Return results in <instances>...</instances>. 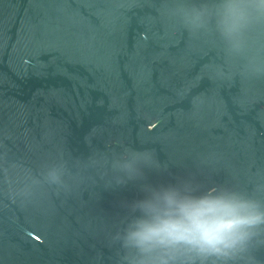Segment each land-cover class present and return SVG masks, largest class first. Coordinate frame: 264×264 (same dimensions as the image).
Instances as JSON below:
<instances>
[{
	"label": "water",
	"instance_id": "obj_1",
	"mask_svg": "<svg viewBox=\"0 0 264 264\" xmlns=\"http://www.w3.org/2000/svg\"><path fill=\"white\" fill-rule=\"evenodd\" d=\"M172 185L264 202V20L0 0V264H122L132 204ZM227 264H264V229Z\"/></svg>",
	"mask_w": 264,
	"mask_h": 264
},
{
	"label": "clouds",
	"instance_id": "obj_2",
	"mask_svg": "<svg viewBox=\"0 0 264 264\" xmlns=\"http://www.w3.org/2000/svg\"><path fill=\"white\" fill-rule=\"evenodd\" d=\"M213 6L228 37L242 34L254 19L264 20V0H213ZM189 11L197 20L205 15L202 7ZM49 176L60 183L56 172ZM143 192L118 234L122 264H227L264 229V202L233 190L211 198L176 185Z\"/></svg>",
	"mask_w": 264,
	"mask_h": 264
}]
</instances>
